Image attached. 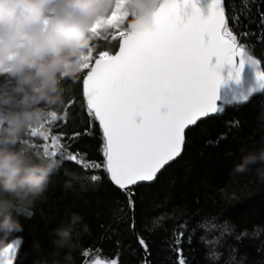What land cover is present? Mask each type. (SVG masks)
Segmentation results:
<instances>
[{
	"label": "trees",
	"instance_id": "trees-1",
	"mask_svg": "<svg viewBox=\"0 0 264 264\" xmlns=\"http://www.w3.org/2000/svg\"><path fill=\"white\" fill-rule=\"evenodd\" d=\"M224 6L229 29L261 61L264 70V40L257 38V8L264 12V0H225ZM234 13L239 15L238 24L233 23ZM242 32L256 35L243 37ZM119 40H114V50L109 53H114ZM87 72L84 69L77 80L63 82V103L48 109L57 112L60 119L45 127L52 133L64 134L61 143L67 151L80 152L87 161L103 162L101 129L98 121L90 126L83 96ZM2 78L0 75V81ZM5 116L6 110L0 111V121ZM86 128L88 135L83 134ZM77 132L81 135L70 141L68 138ZM219 137L224 138L215 143ZM25 138L31 141L33 154L43 151L41 138L30 134ZM261 148L264 92L249 101L225 106L221 115L202 121L187 132L181 157L167 166L154 183L134 188L135 231L148 245L150 264H176L173 233L181 224L187 225L179 246L186 264H264V180L257 173L264 164L257 162L243 173L233 171L245 154L241 149L259 152ZM57 156L63 159L59 153ZM63 160L64 168L53 175L46 193L28 213L30 217H18L23 231L6 239L0 234V248L15 238L21 239L13 264H88L94 259L117 258L118 264H145V255L130 228L133 210L128 207L125 193L102 168L86 170ZM65 171L74 174L71 188L64 186ZM92 175L99 179L92 181ZM73 213L83 218L73 233L77 246L74 250L57 248L53 230L69 224ZM85 225L87 231L83 230ZM241 233L247 235L237 240ZM85 250L89 251L87 257L82 255ZM210 251L219 253V259L209 258ZM69 252L71 260L66 259Z\"/></svg>",
	"mask_w": 264,
	"mask_h": 264
},
{
	"label": "snow or ice",
	"instance_id": "snow-or-ice-1",
	"mask_svg": "<svg viewBox=\"0 0 264 264\" xmlns=\"http://www.w3.org/2000/svg\"><path fill=\"white\" fill-rule=\"evenodd\" d=\"M128 3L129 0H115L111 13L100 17L91 29L99 40L119 37L118 53L97 51L93 47L82 65V71L88 69L83 81L86 111L90 126L93 121L99 122L103 162L87 161L80 152L67 151L66 145L61 143L64 134L52 133L45 127L60 119L55 111L50 112L49 119L41 126L45 131L38 137L42 140L43 150L51 149L54 155L59 153L63 159L86 170L102 168L106 171L111 182L128 198V207L133 210L130 228L134 231L133 186L155 181L158 174L181 155L185 129L201 118L219 113L216 101L222 77L217 69L225 62L232 64L235 77L239 79L244 63H251L257 69L259 80H264V70L260 67L261 61L254 58L238 35L229 29L224 0H212L207 17L193 3L194 11L187 20L181 12L189 0H163L155 13L157 28L133 33L123 29ZM257 11L260 17L257 24L260 35L257 38L264 40V27H261L264 25V12L259 8ZM232 20L238 24L239 15L234 13ZM250 34L256 35L240 33L243 37ZM205 36L210 39L205 41ZM214 56L219 58L215 67L210 63ZM237 58L240 59L239 68L235 67ZM73 102L69 101V104ZM161 108H166V111L162 112ZM138 116L142 117L139 123ZM234 123L238 124V121ZM83 134L88 135L89 128ZM80 135L79 132L73 133L68 139L75 141ZM222 138L219 137L215 143ZM98 179L97 175L91 176L92 181ZM186 229L187 225L181 224L173 233L176 264H186L179 247ZM245 235L247 233H241L236 239L240 240ZM136 236L145 251V264H148V245L139 233ZM187 240L191 242L190 234ZM14 250L11 243L4 248L3 253L8 256L3 258L0 253V264H12ZM82 255L87 257L89 251L85 250ZM208 255L219 259V253L215 251ZM93 264H118V258L96 259Z\"/></svg>",
	"mask_w": 264,
	"mask_h": 264
},
{
	"label": "clouds",
	"instance_id": "clouds-1",
	"mask_svg": "<svg viewBox=\"0 0 264 264\" xmlns=\"http://www.w3.org/2000/svg\"><path fill=\"white\" fill-rule=\"evenodd\" d=\"M162 2L129 0L123 29L128 33L155 30V13ZM114 6L115 0H0V74L18 82L11 90L0 89V111L6 110L0 123V234L4 239L23 231L18 217L28 216L53 175L64 168L65 161L51 149L33 154L26 134H43L48 109L64 101L63 82L79 78L84 57L94 47L92 27ZM241 152L245 154L234 172L264 164V148ZM257 173L264 180V168ZM65 176L64 186L71 188L74 174L65 171ZM82 219L73 213L69 224L53 230L57 248H76L73 233ZM83 230H88L87 225ZM66 259H72L71 252Z\"/></svg>",
	"mask_w": 264,
	"mask_h": 264
},
{
	"label": "water",
	"instance_id": "water-1",
	"mask_svg": "<svg viewBox=\"0 0 264 264\" xmlns=\"http://www.w3.org/2000/svg\"><path fill=\"white\" fill-rule=\"evenodd\" d=\"M193 3H195V7L200 9L201 14L204 17H207L210 14V10H211L210 6L212 3V0H189V3L187 4L186 7L182 8V12H181V14L185 18V20H187L191 16L192 12L194 11ZM224 3H225V0H224ZM208 39H210V38L208 36H205V41H207ZM119 47H120V40H119L118 47L113 54L118 53ZM210 63H211V66L215 67L219 63V58L215 57V56L212 57ZM235 67L236 68L240 67V59L239 58H237V60H236ZM260 67H261V65H260ZM217 70L219 71L220 76L222 77V82L219 84L218 89H217L218 99L216 101V104L218 106L219 113L218 114H211L208 117L201 118L200 120L197 121V123L195 125L189 126V128L185 129V139H186L187 132L189 130H191L192 128H195L199 123H201L202 121H205L211 117L221 115L223 113V109H224L225 105H231V104H235L237 102L249 101L252 98H255L256 96H258L264 92V87H261V85L264 84V80H259L257 78V69L251 63H247V62L244 63L243 69L240 72L239 79H236V77H235L234 66L232 64L225 62ZM84 79H85V77H84ZM245 97H247V99H245ZM161 111L162 112L166 111V108H161ZM141 120H142V117L138 116L137 117V123H139ZM184 146H185V143H184ZM183 150H184V147H183ZM183 150H182V153H183ZM182 153H181V155H182ZM181 155L179 157H177L174 161H172L170 163V165L173 164L175 161H177L181 157ZM158 176H159V174H158ZM154 182L155 181H153V182H142L140 185H148V184H152ZM140 185H138V186H140ZM138 186H133V189L138 187ZM135 237L137 238L136 231H135ZM140 247H141V250L143 251V253L145 255V251H144L143 247L141 245H140ZM147 262H148V264H150L148 256H147Z\"/></svg>",
	"mask_w": 264,
	"mask_h": 264
},
{
	"label": "rangeland",
	"instance_id": "rangeland-1",
	"mask_svg": "<svg viewBox=\"0 0 264 264\" xmlns=\"http://www.w3.org/2000/svg\"><path fill=\"white\" fill-rule=\"evenodd\" d=\"M114 8V7H113ZM112 8V9H113ZM111 9V11H112ZM111 11L109 13H106L105 15H109L111 13ZM119 38V37H117ZM116 40V39H115ZM115 45V42L114 40L111 38V36H109L108 40H99V39H96L95 40V43H94V47L96 48L97 51H112L114 50V46ZM115 52V51H114ZM110 54H113V53H110ZM1 76H3L2 80L0 81V89H4V90H11V88L16 84L18 83L17 81H15L13 78L9 77L7 74H0ZM253 99V98H252ZM227 106V105H225ZM224 106V107H225ZM18 242V243H17ZM11 244L14 245V252L12 253V256H13V259H12V264H13V261H14V258H15V255H16V252L21 244V239L20 238H15L13 239L11 242ZM9 243V244H10ZM9 244H7L6 246L0 248V253L3 254V258H6L8 256L7 253H3V249L6 248ZM93 261L92 260L90 263L88 264H93Z\"/></svg>",
	"mask_w": 264,
	"mask_h": 264
}]
</instances>
